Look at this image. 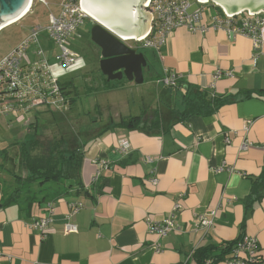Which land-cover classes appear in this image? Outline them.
Listing matches in <instances>:
<instances>
[{"label": "crops", "instance_id": "1", "mask_svg": "<svg viewBox=\"0 0 264 264\" xmlns=\"http://www.w3.org/2000/svg\"><path fill=\"white\" fill-rule=\"evenodd\" d=\"M153 52L160 70L150 75L158 76L152 109L167 103L180 107L186 85L231 94L237 101L211 116L177 123L168 112L157 130L115 128L121 114L92 120L90 114L105 109L96 104L82 118L69 116L76 100L66 95L63 104L43 105L42 113L35 107L29 117L7 119V126L25 123L26 128L17 131L14 151L3 154L0 165V264H193L197 248L218 247L243 235L257 239L256 264H264V189L258 191L259 200L248 202L253 182L264 178V42L254 50L242 35L228 38L221 30L201 34L181 27ZM31 56V62L37 59ZM52 56L46 57L47 65L58 72L49 62ZM82 63L79 58L77 66ZM165 74L179 78L177 87L161 84ZM247 93L250 97L244 98ZM30 123L36 135L62 137L69 150L77 151L78 162L64 167L67 182L52 185L47 195L26 194L24 188L8 203L10 190L21 182L17 177L28 174L20 146L33 138ZM121 143L129 145L126 153L117 151ZM101 161L105 167L99 169ZM74 204L82 208L68 219ZM169 215L172 231L164 236L148 232V217L161 222ZM48 217L44 233L31 229L34 221ZM203 217L212 221L210 228L199 225ZM66 224L76 231L66 232Z\"/></svg>", "mask_w": 264, "mask_h": 264}, {"label": "built area", "instance_id": "2", "mask_svg": "<svg viewBox=\"0 0 264 264\" xmlns=\"http://www.w3.org/2000/svg\"><path fill=\"white\" fill-rule=\"evenodd\" d=\"M47 5L45 0H37ZM34 0H30L29 7L20 18L31 12ZM198 7L193 8L186 0H147V3L140 6L141 10L151 14L150 28L147 34L138 40L131 39L142 49L159 51L165 38L178 28H186L192 33H205L208 29L221 30L226 37L232 38L242 35L252 41L254 50L261 47L264 42V11L249 14L248 10L228 16L223 10L216 6L209 8V2L196 0ZM20 18L16 19L17 22ZM86 19L91 18L82 9V0H64L57 15L50 14L47 27V37L59 49V54L54 57V67L58 72H53L52 67L47 65V54L42 48L33 50V56L37 59L29 60L31 45L39 42V35L43 30L40 26L31 27L27 35L21 39L9 52L0 58V114L29 112L35 107L43 105H60L64 99L63 90L60 88L58 74L67 70L79 68V58L70 52L65 44L79 30ZM207 19V21H206ZM11 23H8L10 25ZM4 27L0 26V30ZM125 41V40H124ZM219 77V74L216 76ZM179 78L176 75L165 74L160 82L164 87L175 88ZM127 143L117 146L119 153H126L129 150ZM242 150L247 149L243 144ZM105 162H98V168H104ZM99 176V172L96 177ZM151 184L155 186L157 179L153 178ZM175 209H179L176 204ZM82 208L81 204L70 206V214H76ZM50 214L52 205H48ZM213 215V213H212ZM51 223V218H44L34 221L31 224L32 230L44 233ZM148 232L164 236L174 228L173 215L161 222H155L149 217L146 219ZM199 225L205 229L212 226V221L203 217ZM66 232H75L76 227L65 226ZM233 251L224 261L226 264H256L259 261V244L255 237L243 235L237 241Z\"/></svg>", "mask_w": 264, "mask_h": 264}, {"label": "rangeland", "instance_id": "3", "mask_svg": "<svg viewBox=\"0 0 264 264\" xmlns=\"http://www.w3.org/2000/svg\"><path fill=\"white\" fill-rule=\"evenodd\" d=\"M64 0H45L47 5L34 0L31 7V12L20 18L17 22L10 24L0 30V58L9 52L18 42L23 39L29 32L31 27L40 26L43 30L39 35V42L36 45H31L29 51V56L32 58V51L37 47L42 48L45 54L50 58V63L54 62V57L59 54V49L53 44L51 40L47 37V32L44 30L47 27L50 14L57 15L60 10V6ZM190 2L193 8H197L198 5L196 0H186ZM209 8H213L212 3L207 5ZM141 9V8H140ZM143 11V9H142ZM144 12V11H143ZM91 29V20L86 19L84 24L79 28V30L68 40L65 47L72 53H74L78 58L82 59V65L74 70H67L62 73L58 81L60 83L71 82L77 89L78 97H76V103L72 107L73 109L67 114L69 116H79L82 118L85 112H92L90 106L101 105L105 109L99 111V113L93 112L90 114L92 120L99 118L98 115H103L113 118L118 117L121 114L124 117L127 116H139L142 112L149 113L152 110L153 104L155 103L152 98L155 93V83L153 78L150 76L153 73L157 75L160 70L159 63L155 60L154 52L151 49H141L146 61L150 64L151 71L149 74L145 70L143 72L144 82L141 85H136L135 83H127L123 80L121 83H111L109 86L103 84L101 75L98 71V49L90 41L89 31ZM128 46L134 45L133 42H128ZM34 59V58H33ZM83 76V77H82ZM93 79V86L96 91L92 92L91 95L86 93L84 79ZM113 89V90H112ZM111 90V91H110ZM111 106V108H107ZM75 107V108H74ZM38 112L45 110L44 107H38ZM36 111V110H34ZM16 115L22 117H29V115L20 114L16 112H11L7 114H0V165L4 163V155L14 151L15 145L13 141L14 136H17V131L19 132L23 128H26V124H13L7 126L6 120ZM45 118L50 117V113H44ZM41 130L39 133H42ZM43 134V133H42ZM42 134H38V139L42 142L39 151L41 154H46L50 146V137H45ZM56 139H59V135H56ZM12 161V160H11ZM10 166L13 163H9ZM45 188V186H44ZM46 194V191L45 193Z\"/></svg>", "mask_w": 264, "mask_h": 264}, {"label": "trees", "instance_id": "4", "mask_svg": "<svg viewBox=\"0 0 264 264\" xmlns=\"http://www.w3.org/2000/svg\"><path fill=\"white\" fill-rule=\"evenodd\" d=\"M152 50V49H151ZM154 51V50H152ZM138 52H141L138 50ZM155 55V53H154ZM155 60L157 56L155 55ZM99 71V69H98ZM100 73V72H99ZM101 75V74H100ZM163 77V76H162ZM158 78V76H156ZM103 84L109 86L114 82H107L105 77L101 75ZM121 81H115V83H121ZM92 79L89 81L84 78V85L86 93L94 92L96 89L90 87ZM126 81V80H125ZM127 82V81H126ZM115 83L113 85H115ZM128 83V82H127ZM180 83V81H178ZM60 88L63 90V94L66 96H72L71 101H75L78 97L77 89L74 87L72 82L60 83ZM111 86V85H110ZM109 86V87H110ZM172 89V88H167ZM251 93H247L244 98L250 97ZM68 99H70L68 97ZM237 100L235 96L231 94L216 95L211 93L208 90L200 89L191 85L185 86V93L180 97V107L176 108L175 104H165V108H155L152 109L149 113L142 112L139 116H128L122 117L119 119L118 123L114 125L118 129H147V130H157L162 129L161 120L163 115L166 113L172 114L173 122H183L189 117L192 116H211L215 114L220 108L225 105L233 104ZM35 123V122H34ZM34 123L28 125V129H32V137L30 140L21 143V162L23 168L28 172L26 177H17L21 182L16 184V187L11 189L9 196L7 197V202L9 203L12 199L21 193V190L27 188L26 194H29L33 190L34 195H46L50 187L54 184L59 185L58 183L67 182L68 177L64 174V167L71 164L72 162H78L75 159L77 151L69 150V144L62 139L52 138L48 152L46 154H41L39 148L42 145V142L38 139L36 135V126ZM36 132V133H35ZM66 146L63 149V145ZM2 168H4L2 166ZM77 186H81L80 183H77ZM45 186V188H44ZM67 187H72L71 184ZM264 189V178H257L253 182L251 193L248 197V202L252 200H259L260 194H258L259 189ZM18 194V195H17ZM42 197V196H39ZM255 197V198H253ZM42 199V198H41ZM241 238V237H240ZM238 241V240H237ZM237 241L232 243H225L221 246H201L197 248L192 255L193 264H217L218 262L224 261L229 257V254L233 251Z\"/></svg>", "mask_w": 264, "mask_h": 264}, {"label": "water", "instance_id": "5", "mask_svg": "<svg viewBox=\"0 0 264 264\" xmlns=\"http://www.w3.org/2000/svg\"><path fill=\"white\" fill-rule=\"evenodd\" d=\"M30 0H0V25L20 18L28 11ZM84 11L97 17L104 25L91 19L90 41L99 49L98 69L107 82L121 81L141 85L147 61L142 52L123 40L145 36L149 30L151 14L140 6L147 0H82ZM206 1V0H200ZM232 16L239 11L249 14L264 11V0H207ZM25 11V12H24ZM12 24V23H11Z\"/></svg>", "mask_w": 264, "mask_h": 264}, {"label": "bare ground", "instance_id": "6", "mask_svg": "<svg viewBox=\"0 0 264 264\" xmlns=\"http://www.w3.org/2000/svg\"><path fill=\"white\" fill-rule=\"evenodd\" d=\"M29 3H30V1H29ZM29 7V4H28V6H27V8ZM26 8V9H27ZM82 9L84 10L85 9V4H84V2L82 1ZM26 11V10H25ZM24 11V12H25ZM91 19H93L94 21H98V22H100L102 25H104L97 17H95V16H93V15H91V14H89V13H87V12H85ZM24 14V13H23ZM16 19L14 18V19H12V20H10V21H7V22H5V23H3V24H1L0 26H3L4 25V27H6V26H8V23H11L12 21H15ZM105 26V25H104ZM3 27V28H4ZM131 39H135V38H128V39H123V40H131ZM28 112H26V114H27ZM23 114H25V113H23Z\"/></svg>", "mask_w": 264, "mask_h": 264}, {"label": "flooded vegetation", "instance_id": "7", "mask_svg": "<svg viewBox=\"0 0 264 264\" xmlns=\"http://www.w3.org/2000/svg\"><path fill=\"white\" fill-rule=\"evenodd\" d=\"M128 42H130V41H128ZM128 42H126V44L128 43ZM133 45H130V47H132ZM98 49V48H97ZM99 53H100V51H99V49H98V61L100 60V57H99ZM147 71V73H150L152 70H151V67H150V64L147 62V68H145V69H143V72L144 71ZM124 79V78H123Z\"/></svg>", "mask_w": 264, "mask_h": 264}, {"label": "clouds", "instance_id": "8", "mask_svg": "<svg viewBox=\"0 0 264 264\" xmlns=\"http://www.w3.org/2000/svg\"><path fill=\"white\" fill-rule=\"evenodd\" d=\"M126 42H128V41H126Z\"/></svg>", "mask_w": 264, "mask_h": 264}]
</instances>
